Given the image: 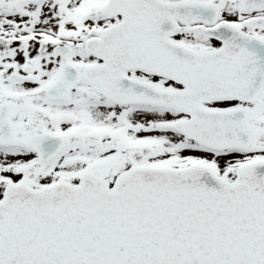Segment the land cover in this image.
<instances>
[{
	"label": "snow or ice",
	"instance_id": "snow-or-ice-1",
	"mask_svg": "<svg viewBox=\"0 0 264 264\" xmlns=\"http://www.w3.org/2000/svg\"><path fill=\"white\" fill-rule=\"evenodd\" d=\"M0 264H264V0H0Z\"/></svg>",
	"mask_w": 264,
	"mask_h": 264
}]
</instances>
